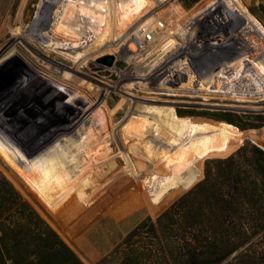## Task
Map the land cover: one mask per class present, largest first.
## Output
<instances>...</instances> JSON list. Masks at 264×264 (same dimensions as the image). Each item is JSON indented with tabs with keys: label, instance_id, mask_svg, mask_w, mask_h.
Segmentation results:
<instances>
[{
	"label": "rangeland",
	"instance_id": "374dc122",
	"mask_svg": "<svg viewBox=\"0 0 264 264\" xmlns=\"http://www.w3.org/2000/svg\"><path fill=\"white\" fill-rule=\"evenodd\" d=\"M211 1L0 0V131L41 139L28 152L20 140L0 151V170L85 264H206L224 256L222 264H264L261 92L241 87L250 84L244 74L234 87L202 86V76L185 86L163 71L188 47L210 53L203 75L218 79L222 58L212 51L220 30L232 39L222 55L250 52L244 25L251 18L226 23ZM241 2L264 27V0ZM255 52L264 67V40ZM164 109L237 132L191 140L174 164L177 143L168 151L164 135H131L127 127L143 117L148 129L164 128ZM82 148L101 175L53 212L19 172L29 163L28 173L44 179L49 172L32 159L57 150L72 159Z\"/></svg>",
	"mask_w": 264,
	"mask_h": 264
},
{
	"label": "trees",
	"instance_id": "16d2710c",
	"mask_svg": "<svg viewBox=\"0 0 264 264\" xmlns=\"http://www.w3.org/2000/svg\"><path fill=\"white\" fill-rule=\"evenodd\" d=\"M210 3L222 7V16L226 23L228 20H233L234 16H240L242 18L246 14L248 19L251 18L252 24L249 25L246 23L244 25V39L248 42L250 52L247 53L248 55H235L234 58L222 55L224 53V50L222 49L225 47L227 48V46L232 43V39L231 34L226 36L224 35V32L220 30L216 33H221V38H218L217 35L215 37L218 43L216 48L219 49H217L218 51L212 49L213 53H216L217 56L220 55L222 58L219 66L221 70L214 73L215 76L219 75L218 79L216 77L214 79L211 73L209 76H207L208 74L203 75V73L208 72V69L211 68V66H208L207 64L210 62L207 60L209 58H207V56L210 53L207 55L203 54V52L205 53L204 50L196 53L188 47H183L179 50H183L184 52L179 56L180 60L176 62L175 65L170 64L169 61L166 65H164V67H170L168 70H165L166 67L163 68L165 76H168L169 78V75L172 72L176 73L175 76L178 75L180 76V79H184L183 83L178 82V84H183L185 86L192 85V83L196 81L199 76H202L204 77L202 78V80H204V84L202 86L208 85L222 87L224 85H228L230 87H234L233 79H238L244 74V77H248L250 79V84H246L244 86L241 85V87L248 89L250 86H253L254 89L261 92V97L264 98V67L255 52L257 44L264 40V27L247 10L241 0H213ZM207 8H209L208 5L202 11H207ZM235 59H238V61ZM238 62H241V68L236 67ZM192 63H195V69L199 70V72H196L201 74H196L193 70L191 71L189 69ZM178 70H180L179 74L177 72ZM228 71H231V73L226 76L225 73ZM132 109L134 110V107ZM132 113L134 112L132 111ZM159 113H161V116L164 119V128H156L152 130L148 129L144 124L145 119L141 116H139L141 117L140 119L138 118L139 120L135 117L130 118L127 127L131 128V135H137L138 133L134 132L141 131L142 132L139 134L142 135L145 134L144 131H152L153 138L156 136L162 137L164 135L170 142H166L167 145L165 149L168 151L170 150V147H173L171 143H177V149L173 147L170 154V156L173 155L171 157H175L173 162L174 164L177 163V157L180 159V156L185 153L191 140L199 141L198 139H204V137L210 134L224 135L234 134L237 132L235 127L226 123L217 124L205 119L193 121L192 119L180 118L173 110L170 109H164ZM144 127L147 129L143 130L145 129ZM153 128L155 127L153 126ZM22 141H24L23 144H25L22 147L23 152H28L32 148V145L34 147L35 145L41 143L40 138L20 133H11L8 130L4 132L0 131L1 152H10L14 148V145H17ZM54 147V145L50 147L52 148V151H56ZM174 149H176V154L173 153ZM103 151L100 155L107 156V153H104ZM85 152L84 148H82V152H78L79 154L77 153L72 159L66 158V150H57L56 153H51V157L40 153L37 157H35L36 160L32 159L31 162H35L39 168L43 169V171H48L49 175L44 179H39L41 176L36 177L32 174L30 175L27 169L31 164L27 163L24 166L23 171H21L23 174L19 172V176H21L25 184L30 187V189L44 202L47 207L57 213L61 210V208L73 203L74 200L77 199L81 193L80 189L89 186L92 177L95 175L94 173L101 175L100 172L97 171V168L92 169L91 164L86 162L87 159L85 157ZM106 152L109 153V150L107 149ZM23 156L24 154H21L20 157L18 156L17 158L16 156L14 159L19 160ZM10 157L8 161H12ZM29 171L32 173L30 169ZM131 177L135 178L134 174H132ZM241 242L242 243L238 245H234L230 251L233 253L235 250L239 249L243 245V241ZM224 258L226 257L224 256L219 260ZM0 264H85L62 240L55 230L43 219L30 201L17 190L15 185L10 180H8L1 170ZM192 264L201 263H199L197 259H194Z\"/></svg>",
	"mask_w": 264,
	"mask_h": 264
},
{
	"label": "water",
	"instance_id": "95a60500",
	"mask_svg": "<svg viewBox=\"0 0 264 264\" xmlns=\"http://www.w3.org/2000/svg\"><path fill=\"white\" fill-rule=\"evenodd\" d=\"M115 62V57L114 56H108L105 60V64L107 66H113ZM226 258L224 259H221V260H218V261H213V262H210V263H206V264H222L224 261H225Z\"/></svg>",
	"mask_w": 264,
	"mask_h": 264
},
{
	"label": "built area",
	"instance_id": "2783aa9c",
	"mask_svg": "<svg viewBox=\"0 0 264 264\" xmlns=\"http://www.w3.org/2000/svg\"><path fill=\"white\" fill-rule=\"evenodd\" d=\"M146 36H147V40H148V41L153 39V36L150 35V34H147Z\"/></svg>",
	"mask_w": 264,
	"mask_h": 264
},
{
	"label": "bare ground",
	"instance_id": "6f19581e",
	"mask_svg": "<svg viewBox=\"0 0 264 264\" xmlns=\"http://www.w3.org/2000/svg\"><path fill=\"white\" fill-rule=\"evenodd\" d=\"M222 106H223V107H225V106H226V107H231V106H227V105H225V104H222Z\"/></svg>",
	"mask_w": 264,
	"mask_h": 264
}]
</instances>
